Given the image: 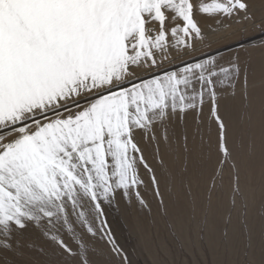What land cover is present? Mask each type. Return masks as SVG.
I'll list each match as a JSON object with an SVG mask.
<instances>
[{"label":"snow or ice","instance_id":"obj_1","mask_svg":"<svg viewBox=\"0 0 264 264\" xmlns=\"http://www.w3.org/2000/svg\"><path fill=\"white\" fill-rule=\"evenodd\" d=\"M121 205L264 264V0H0V264H135Z\"/></svg>","mask_w":264,"mask_h":264},{"label":"rangeland","instance_id":"obj_2","mask_svg":"<svg viewBox=\"0 0 264 264\" xmlns=\"http://www.w3.org/2000/svg\"><path fill=\"white\" fill-rule=\"evenodd\" d=\"M118 241L134 251L135 264H153L172 238L162 224H152L135 210L121 205L120 213L109 215ZM197 259L196 255L191 257Z\"/></svg>","mask_w":264,"mask_h":264}]
</instances>
